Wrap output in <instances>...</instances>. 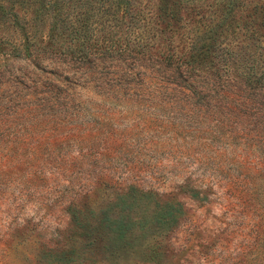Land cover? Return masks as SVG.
Segmentation results:
<instances>
[{"label": "rangeland", "instance_id": "374dc122", "mask_svg": "<svg viewBox=\"0 0 264 264\" xmlns=\"http://www.w3.org/2000/svg\"><path fill=\"white\" fill-rule=\"evenodd\" d=\"M47 28L38 58L0 51V264H51L78 236L70 209L132 188L176 216L122 264H264L254 95L223 84L197 96L116 57L72 59L50 50Z\"/></svg>", "mask_w": 264, "mask_h": 264}, {"label": "trees", "instance_id": "16d2710c", "mask_svg": "<svg viewBox=\"0 0 264 264\" xmlns=\"http://www.w3.org/2000/svg\"><path fill=\"white\" fill-rule=\"evenodd\" d=\"M42 22L50 50L72 59L116 57L130 73L148 69L197 96L223 84L222 92L229 86L237 96L254 95L264 126V0H0V51L10 44L15 54L40 57ZM147 193L132 188L97 211L70 209L78 236L48 263L90 264V255L122 264L134 256L142 237L159 235L176 216L172 202L152 203Z\"/></svg>", "mask_w": 264, "mask_h": 264}]
</instances>
